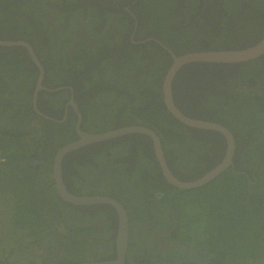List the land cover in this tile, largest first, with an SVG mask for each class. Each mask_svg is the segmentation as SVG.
<instances>
[{"label": "trees", "instance_id": "trees-1", "mask_svg": "<svg viewBox=\"0 0 264 264\" xmlns=\"http://www.w3.org/2000/svg\"><path fill=\"white\" fill-rule=\"evenodd\" d=\"M4 1L7 2V6L13 8V11L6 12L7 18L11 26H17L18 32L24 37L21 40L33 46L35 50L38 48L47 73L52 70L60 73L56 64L50 62L46 55L45 51L54 52L52 32L51 28L42 21L41 13L34 4V0ZM101 1L118 18L124 14L123 6L119 2ZM65 2L66 0H59L56 4L62 7ZM104 5L96 4L92 9L98 15H106ZM133 5L134 14L149 23L153 38L167 45L177 56L193 52L247 49L264 38V0H133ZM16 6H20V16L14 14ZM69 17L71 16L65 15L66 19ZM37 29H40V34L37 33ZM41 39L46 41V48L40 46L43 45ZM147 50L150 54L164 55L163 70L158 79L150 81L151 85L148 87L142 85L141 81L136 85L143 98V103H139L141 110L137 113L146 118L143 127L150 128L160 137L168 165L171 168L170 163L173 161L176 170V166H181V156L184 153L195 156L196 151L207 144L208 138L206 135L196 134L167 110L163 101L161 76L168 71L172 58L164 54L153 42ZM137 52L138 50L133 49V56ZM61 75L65 77L66 73L62 71ZM35 85L36 80H34L33 88ZM43 85L45 88L48 86L46 80L43 81ZM44 94L46 91L40 92L38 96L37 105L41 110ZM173 97L177 108L185 116L226 126L234 134L235 140L241 137L254 140L246 145L245 149L240 147L236 140L234 169L232 170L231 167L214 183L202 188L178 190L164 179L154 153L152 140L145 135L133 134L100 142L95 146V150L100 145L121 144L133 139V145L134 143L145 144L144 153L150 149L152 163H147L145 154L137 153V156L140 155L139 158L145 161L138 162L136 168L133 170L132 167L129 174L126 170L116 169L114 163L113 174L109 177L111 186L104 184L96 191L111 196L123 205L127 203L122 190H131L136 193L142 190L144 192L159 191L156 193L159 197L166 196H163L162 192L170 193L169 204L177 213L175 220L177 228L171 235L173 238H177L185 246L198 243L199 247L212 255L208 264H264V186L262 185L264 183V145H262L264 143V134H262L264 130V55L236 64L196 63L184 66L174 80ZM192 101L194 106L188 107V102ZM31 110L30 103V106L24 108L21 113L27 116ZM133 111H136L135 108ZM192 113L195 115L190 116ZM41 121L39 118L31 120V125L36 124L38 129L22 131L19 128L8 129L4 126L3 130H0V160H3L0 162V180L5 177V182H10L13 187L29 190L23 194L16 192L19 204L17 211L13 208L14 211L10 217L14 216L19 227H16L13 221L14 229L4 231V235L0 233V264H10L5 260L10 251L21 255L22 250L26 249L30 250L28 255L20 257L25 260L31 256V253L37 249L35 239L39 231L43 232L51 227L50 219L55 213L56 205L47 187L55 191V184L49 185L50 177L41 182H34L32 178L41 168L49 169L53 175L55 154L73 139L69 138V134L59 137L57 134L61 132L62 125L52 121L49 122L47 133L40 128ZM70 134L73 137L75 132L72 130ZM225 147V144H218L219 151L216 146H213L211 150H216L221 158ZM72 154L74 152L63 160V178L66 185V164ZM41 159L49 165L33 164L34 160ZM149 164L154 166V182L149 181L158 189L144 188L146 179L138 178L145 174V166ZM255 169L259 179L253 178ZM172 172L178 178L174 170ZM177 172L179 175H184L183 179L179 178L181 181H193L186 174ZM217 181L220 188L214 196L212 187ZM249 181H257V183L253 187ZM68 189L70 190L69 186ZM8 191L13 194V189ZM192 195L198 196L201 203L190 209L185 208L183 203H178L179 198ZM202 204L207 207L206 210H202ZM0 223L3 226L5 222L0 220ZM210 229L213 236L206 240L207 236L202 237V235L210 233ZM181 233L184 234L182 237ZM19 236L21 238L18 242L8 241ZM160 257L165 259L167 256ZM35 259L39 258L34 257L32 261ZM14 260L16 264L20 262L18 259ZM180 264L197 263L186 259Z\"/></svg>", "mask_w": 264, "mask_h": 264}, {"label": "flooded vegetation", "instance_id": "flooded-vegetation-1", "mask_svg": "<svg viewBox=\"0 0 264 264\" xmlns=\"http://www.w3.org/2000/svg\"><path fill=\"white\" fill-rule=\"evenodd\" d=\"M57 1L59 0H34V4L41 13L42 21L51 28L54 52H45L50 62L56 64L60 73L55 70L47 73L38 48L35 47V50L30 44L28 45L31 51L24 46L7 47L0 44V130H3L4 126L8 129L19 128L22 131L38 129L36 124L31 125V120L39 118L42 120L40 128L48 133L49 122L52 121L62 125L61 132L57 134L59 137L69 134V138L73 139L72 142L63 146L65 147L78 142L81 139L80 134L96 136L122 128L143 126L146 118L137 113L141 110L139 103H143V98L136 85L141 81L142 85L148 87L151 85L150 81L158 79L163 70L164 59L162 54H150L147 48L153 42L171 58L174 52L167 45L153 38L149 23L134 14L133 0H114L123 6L124 14L119 18L101 0H66L63 6L67 8L59 7L56 4ZM96 4L104 5L106 15H98L92 9ZM6 6L7 2L0 0V42H21L24 37L18 32L16 25L11 26L7 18L6 12L13 11V8ZM14 14L20 16V6L14 8ZM65 15L71 17L66 19ZM40 32V29H37V33L40 34ZM41 43L43 45L40 46L46 48V41L41 39ZM133 49L138 50L135 56H133ZM34 58L42 66L43 76ZM62 71L66 73L65 77L61 75ZM167 72L161 76L162 83ZM40 79H42L43 88L39 90L35 100ZM34 80H36L35 88H33ZM44 80L48 85L46 88L43 85ZM42 91H46V94L42 96L43 111L37 105L39 93ZM30 103L32 110L26 116L21 112L30 106ZM193 106V101L188 102V107ZM133 108L136 111H133ZM194 115L195 113L190 114V116ZM200 121L213 122L202 119ZM37 124L39 126V122ZM187 127L196 134L206 135L207 144L203 145L202 149L199 148L195 156L184 153L180 162L182 167L176 166V170L186 174L193 181H198L223 163L228 150V139L220 132ZM72 130L75 132L73 137L70 134ZM203 131L217 134H207ZM228 131L232 135L235 150L236 140L243 149L254 141L243 137L235 140L234 134L229 129ZM131 135L133 134H126L123 137ZM110 140L112 139L104 141ZM104 141L87 143L67 154L74 152L66 164V182L71 191L63 178L66 191L71 196L115 200L109 195L102 194L103 192L96 191L104 184L111 186L109 177L113 174V164L115 163L116 169L126 170L129 174L132 167L133 170L136 168L138 162L144 163L145 160L140 159V155L145 154L147 163H152L150 149L144 153L145 144L143 143L133 145V139H131L121 144L100 145L95 150V146ZM204 141L206 142V139ZM218 144L226 145L221 158L216 150H211L213 146L218 148ZM137 153L140 155L137 156ZM154 153H156L155 148ZM234 155L235 151L233 158ZM164 159L173 176H175L172 172L174 170L178 176V178L175 176L176 179H183L184 175L178 174L173 161L170 163L172 170L165 154ZM33 164L49 165L42 159L34 160ZM234 165L235 162L232 160L226 171L198 188L214 183L231 167L233 170ZM144 173L138 177L140 180L146 179L144 188L158 189L151 183L154 182L153 164L146 165ZM256 173L257 169L254 170L253 178L259 179ZM163 177L170 184L164 173ZM50 179L49 185L55 184L54 171ZM249 182L253 187L257 183V181ZM262 185L264 186V183ZM47 190L56 205L55 213L50 219L51 227L43 232L39 231L35 239L37 249L25 259L24 264H180L186 259L197 264L210 262L212 255L199 247L198 243L185 246L171 236L177 228L175 221L177 213L169 204L170 193L162 192V195L166 196L159 197L156 194L159 191L144 192L142 190L136 193L131 190H122L127 204L123 205L122 202L115 201L124 208L128 221L123 259L120 260L121 248L118 242L121 222L115 207L104 203L77 205L64 199L58 193L56 185L55 191L48 187ZM30 234L34 236L31 232ZM8 256H14V259L22 262V258L14 253H9ZM160 256L167 257L163 259ZM34 257L39 259L32 261Z\"/></svg>", "mask_w": 264, "mask_h": 264}, {"label": "water", "instance_id": "water-1", "mask_svg": "<svg viewBox=\"0 0 264 264\" xmlns=\"http://www.w3.org/2000/svg\"><path fill=\"white\" fill-rule=\"evenodd\" d=\"M3 46H24L27 49L31 51L30 46L27 42L21 41V42H0ZM172 53V52H171ZM264 55V38L256 45L249 47L247 49L242 50H226V51H203V52H193L188 53L185 55L177 56L174 53L172 54L173 58V64L171 65L170 69L168 70L166 77L164 79L163 83V101L167 108V110L182 124L195 127L199 129H206V130H212L216 132H220L224 134L228 139V150L226 154V158L223 161L222 164H220L217 168H215L213 171H211L205 178L200 179L198 181L193 182H185L176 179L175 176L170 172L166 161L164 159V153L162 149L161 140L156 135V133L151 130L150 128L143 127V126H134V127H127L118 129L115 131L107 132L104 134H99L96 136H89L80 134L81 139L76 142L69 144L65 147H63L56 155L54 160V180L55 185L58 193L67 201L72 202L77 205H88V204H110L113 207L116 208V210L119 212L120 215V222H121V229H120V236H119V247L121 248V256L120 260L123 259V253L124 248L126 244V223L128 221L126 212L124 211V208L120 203L117 201L111 199V198H101V197H74L71 196L67 191L66 187L63 183V174H62V163L64 157L73 150L78 149L82 145H85L87 143H95L99 141H104L108 139H114L126 134H141L148 136L151 138L154 144L155 148V154L158 159V162L160 163V166L163 170L164 176L167 178L170 184H172L174 187H177L181 190H192L196 189L198 187H201L214 178L218 177L220 174H222L224 171L227 170V168L231 165L233 160V154L235 151L234 141L232 138V135L226 129L223 125L213 123V122H204L197 119H191L187 116H185L176 106L174 102L173 97V82L176 77V74L179 72V70L190 63H214V64H236V63H242L251 61L254 59H257ZM36 63L41 68L42 76H43V68L40 65L39 61L36 60ZM42 79L39 80L38 86L35 92V100L37 98V94L39 90L42 87ZM100 264H116V263H100Z\"/></svg>", "mask_w": 264, "mask_h": 264}, {"label": "rangeland", "instance_id": "rangeland-1", "mask_svg": "<svg viewBox=\"0 0 264 264\" xmlns=\"http://www.w3.org/2000/svg\"><path fill=\"white\" fill-rule=\"evenodd\" d=\"M36 172L37 173L32 178V181H34V182H41V181L47 179L48 177L52 176V174L50 173V170L47 169V168H41V170H38ZM4 180L5 179L0 180V187H1L0 190L2 191V192H0V220L5 222L3 226L0 225V233L2 235H4L3 234V233H5L4 231H9V230L15 228V226H13V221H14L16 227H19V225H18L17 221L15 220L14 216L10 217L11 213L14 211L13 208H15L16 211H17L18 204H19V199H18V196L16 195V192H18L19 194H23V193L29 191V190H26V188L19 189L18 187H13L10 184V182H5ZM217 183H218V181L212 187L213 188V190H212L213 195L217 194L218 191H219L220 187H219V185H217ZM10 189H13V194H11L8 191ZM214 196H216V195H214ZM178 203H183L185 208L187 207L188 209H190L194 205L200 204L201 201H200L198 196L192 195V196H187L185 198H179ZM201 207H202V210H206L207 209V207L204 206V204H202ZM203 213L205 214V212H203ZM210 225H212V223ZM209 231H210V233H207V234L205 233V234L202 235V237L204 235L207 236L206 240H209V237L213 236V233L211 232V229ZM183 235L184 234L181 233L180 236L182 237ZM20 238H21V236H19L17 238H14V239H9L8 241L13 240V242H18V240ZM206 240H204V241L206 242ZM28 244H29V246H31L29 241H28ZM29 251H27L26 249H23L22 252H21V255L22 256H26V255H28ZM10 253H12V252L10 251ZM14 254L16 256H21V255H19L17 253H14ZM5 260H7L10 264H16V261L14 260V256L11 257V256L7 255ZM24 263H26V262H25L24 259H22V262L18 261L17 264H24Z\"/></svg>", "mask_w": 264, "mask_h": 264}, {"label": "clouds", "instance_id": "clouds-1", "mask_svg": "<svg viewBox=\"0 0 264 264\" xmlns=\"http://www.w3.org/2000/svg\"><path fill=\"white\" fill-rule=\"evenodd\" d=\"M3 160H0V162H2ZM33 257V256H32Z\"/></svg>", "mask_w": 264, "mask_h": 264}]
</instances>
